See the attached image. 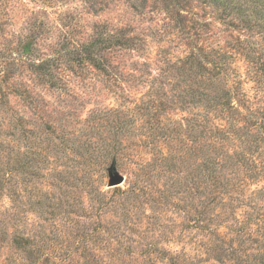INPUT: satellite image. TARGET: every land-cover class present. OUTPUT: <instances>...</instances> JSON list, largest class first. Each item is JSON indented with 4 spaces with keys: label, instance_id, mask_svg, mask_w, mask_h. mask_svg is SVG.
Segmentation results:
<instances>
[{
    "label": "rangeland",
    "instance_id": "374dc122",
    "mask_svg": "<svg viewBox=\"0 0 264 264\" xmlns=\"http://www.w3.org/2000/svg\"><path fill=\"white\" fill-rule=\"evenodd\" d=\"M261 18L264 0H0V264L264 263L236 231L264 174L207 181L201 95L264 109Z\"/></svg>",
    "mask_w": 264,
    "mask_h": 264
},
{
    "label": "trees",
    "instance_id": "16d2710c",
    "mask_svg": "<svg viewBox=\"0 0 264 264\" xmlns=\"http://www.w3.org/2000/svg\"><path fill=\"white\" fill-rule=\"evenodd\" d=\"M261 20L264 22L263 18ZM93 52V47H91L87 54L93 57ZM187 59L192 64L197 63L199 60L198 55L195 53H191ZM95 64L100 66V63L95 62ZM258 69L261 72L264 83V62L260 63ZM36 70L45 78H52V67L49 63L45 62L36 65ZM207 90L204 89V92L201 93L203 98L209 102L208 108H210L207 110L206 126L204 127L205 135L210 141L209 145H207L204 162L207 181L215 186L217 183L222 184L218 172L220 169L228 167L239 171L242 169L245 171L247 178H259L264 174V158L258 157L256 154L259 153L260 156H264V125L262 117H258V115L262 111L264 112V109L251 105V100L241 90L235 89L236 91H232L224 88L220 94L216 95H212ZM213 118L226 122H216ZM254 130L257 131L256 134H254ZM213 143L218 148L215 149ZM232 143L235 146L231 147L232 154H230L224 150V147ZM261 149L262 152L260 151ZM260 192L264 193V190L254 192V194L261 195ZM248 205L255 214L249 213L246 220L241 222L236 231L247 232L249 240L262 247L264 246V208L254 203ZM253 223L256 224L258 229L251 227ZM256 230H258V234H260L262 239L252 236V232ZM217 240H221V238H217ZM262 241L263 243L260 245L259 243ZM232 251L237 254L236 249ZM259 264L264 263L260 261Z\"/></svg>",
    "mask_w": 264,
    "mask_h": 264
},
{
    "label": "water",
    "instance_id": "95a60500",
    "mask_svg": "<svg viewBox=\"0 0 264 264\" xmlns=\"http://www.w3.org/2000/svg\"><path fill=\"white\" fill-rule=\"evenodd\" d=\"M123 180H124V178L115 172L112 176V179H111V185H118V184L122 183Z\"/></svg>",
    "mask_w": 264,
    "mask_h": 264
}]
</instances>
